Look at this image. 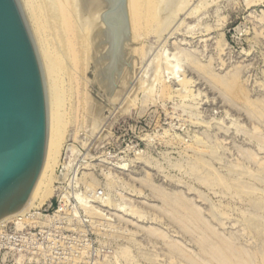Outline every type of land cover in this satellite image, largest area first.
Returning <instances> with one entry per match:
<instances>
[{
    "label": "rangeland",
    "instance_id": "rangeland-1",
    "mask_svg": "<svg viewBox=\"0 0 264 264\" xmlns=\"http://www.w3.org/2000/svg\"><path fill=\"white\" fill-rule=\"evenodd\" d=\"M29 1L53 65L61 148L51 195L16 221L22 238L0 246V264H206L207 236L232 243L220 258L264 264V0L171 6L140 35L136 71L112 104L88 83V43L78 34L73 54L56 0ZM86 95L101 116L85 113Z\"/></svg>",
    "mask_w": 264,
    "mask_h": 264
},
{
    "label": "bare ground",
    "instance_id": "bare-ground-1",
    "mask_svg": "<svg viewBox=\"0 0 264 264\" xmlns=\"http://www.w3.org/2000/svg\"><path fill=\"white\" fill-rule=\"evenodd\" d=\"M184 1L185 0H126L129 33L127 35H123V38H122L121 44L119 46L118 52H117V54L114 57H111V52H112V34H111V31H110L109 27L105 24V22L103 21V19L101 17V14L103 12L107 11L111 7V3H112L111 0H56V2L55 1L54 2L56 3V5L58 7V8H56V10L59 9V11H60V15H61L60 17H62V19L64 20V23L67 22V30L69 31V33H70L69 35H70L71 40H72V42H71L72 49L71 50H72L73 54H74V50H75L74 49V47H75L74 44L79 43V41H81L79 39L83 35H84V40L82 42H84L85 45H84V43H81V42L79 43V45L83 44V47H84V46H86V43H88L87 46H89V50H87L88 51V56L87 57H89V58H87V59H89V60L87 61V65H86L87 70H85V71H88L89 66H92V73L91 74H93L91 82H88V83L92 84V86L95 85L94 87H97L98 90L103 91L104 93H106V95L108 94L109 95V98H108L109 100H106V101H108V103L111 102L110 104H112V100H113V102L117 101V99L119 98L120 94H122L123 91H125V89H127L126 87L128 86L129 81L132 79L131 78L132 74L134 75V73L136 71L135 70L134 73H133V69H135V68H133L134 67L133 65H134V62H135L134 59H133V56L135 55V53H137L136 52L137 49L135 48V44L137 43V40L139 42V38H140V35L142 34V32H144L145 29L147 27H149V25L151 26V24H153L154 22H158V23L160 22L161 23L162 19L166 18V16L168 15L169 12H170V14L168 16H170L171 13L175 10V8H172L171 6L183 3ZM30 2L31 1H29V0H19L20 6L22 8V11H23L24 15L26 14L25 18L27 17L26 20H27V23H29L28 24L30 26L29 28H31L30 31H31L32 38H33V41H34L35 46H36L38 57L40 55V58H41V59L39 58V60H40V63H41V68H42V72H43V76H44L46 97H47V140H46V149H45V156H44V161H43V166H42L41 172L39 174V177L37 179V182L35 184L33 192L31 193L27 203L16 214H14L12 216H9V217L3 219L2 221H0V229L2 227H4L7 223L16 222L20 218H24L25 215L27 213H29L31 210L37 208L38 206H41L42 202L44 203V201H45V200L43 201V199L47 195L48 196L51 195V194L50 195L47 194V192L49 191L48 187L51 184L50 181L52 180L51 177H50L52 175L51 171L52 170L54 171L53 168H55L54 167L55 166V157L58 156L57 154L59 153L58 152L60 150L59 148H61L60 147V145H61V137H60V134H59L60 130H59V126H58L59 125V115L57 113L58 106H57V100H56L58 95H56L55 84H54V80H53L52 74H51L52 73L51 72L52 71L51 68L53 67V65L50 62L48 53L46 52V50L44 48V45H43L44 43L42 42V39L40 38V35H39L40 28L38 29V27H39V25H41L40 20L39 21L37 20L38 23H39V25L37 26L36 18L38 19V17H36V11L34 10L35 8H33L32 4ZM53 6L55 7V5H53ZM169 9H171L172 12L171 11H167ZM180 10L181 9H179V11ZM166 11H167V15H163V14H166L165 13ZM174 12H173V14H174ZM168 18L169 17H167V19ZM164 20H166V19H164ZM164 20L162 21L163 23H164ZM164 25H162V26H164ZM145 33H146V31H145ZM78 34L81 35L80 38H79ZM76 36H77V38H79L78 39L79 41L77 42V40H76V42L74 43L73 40L76 39L75 38ZM77 46H78V44H77ZM86 47H85V51H86ZM71 56H72V53H71ZM51 65H52V67H51ZM135 65H136V63H135ZM170 70H171L170 71L171 72L170 75L172 76L171 79H172V81L175 82V76H174L175 68H172ZM45 77H46V81H45ZM234 79L235 78H229L227 82H223L225 84L222 83L224 88H225V90L227 92H230L231 90H233V87L236 84V81ZM88 83H86V84L88 85ZM222 84H220V85L222 86ZM167 89H169V88H167ZM235 90H236V88H235ZM99 92L100 91H98V93ZM85 97H86V101H87V102L85 101L87 103V104H85L86 105V107H85L86 112L85 113H88V116H89L90 111H92V109L95 108V111L94 110L93 111L96 112V110H98V109H96L97 107H99L100 105L103 106V104H102V102L100 100H92V99H90V97H88V95H86ZM97 99H99V98L97 97ZM103 107H105V106H103ZM99 111H100V109H99ZM102 112L103 111L101 110V113H100L101 115H102ZM96 114H99V113L96 112ZM96 116H98V115H96ZM94 117H95V113H94ZM94 117H93V119H94ZM99 119H97L96 125H98L97 123H99L98 122ZM88 122H89V120H88ZM93 122H95V120H92L91 123H93ZM91 125H93V124H91ZM94 125H95V123H94ZM200 151H199V148H198L197 152H200ZM185 207L188 208V210H189L188 206H185ZM256 207H258V206H256ZM179 210H181V209H179ZM187 211L185 213H187ZM191 211H193L194 213L192 212V214H190ZM188 214L190 215V217L187 218V219H189L191 222L198 223L199 220H201L200 219L201 217L198 216V212H195L194 210L190 209V212H188ZM188 214H186V217L189 216ZM251 218H252V216H251ZM186 220L182 219L181 220L182 224ZM195 223H193V224L196 225ZM15 224H16V227H17L18 224H20V223L17 224V222H16ZM189 224H191V223H189ZM189 226H193V225H189ZM193 229H195V227H193ZM204 229H205V227H204ZM1 231L2 230H0V232ZM243 232H244V230H243ZM200 237H198V238L200 239ZM206 238L203 239V240L200 239L199 240L200 242H198V244L201 245L200 247H201L202 251H204L205 259H207L206 262L204 261L206 264H229V263H231L233 261L236 262L234 258H231L232 260L234 259L233 261H231L230 258H229L230 260L227 261L228 257H226L227 260L224 257L220 258V254L222 255V253H224L223 250L225 251L226 255H227L228 252H230V251L226 252V250H231V246H232L231 242H229V241L227 242V240H226V242H225V240H223V241L221 240L220 241L221 238L220 239L218 238V242L220 241L221 245L219 246L216 243H214L217 246L216 247H212L213 246V245L211 246L212 243H209L210 239L207 240ZM170 249H171V247H170ZM238 249H239V247H238ZM173 250H174V248H173ZM233 250H234V248H233ZM200 252H201V250H200ZM206 252L208 253V255L212 256V259L210 258V256L207 255ZM240 252H241V250H239V253ZM244 253H246V252H244ZM236 254H238V253H236ZM241 254H243V253H241ZM200 255H203V254L200 253ZM217 256H218V260L219 261L217 260L215 262L213 259H217ZM228 256H230V254H228ZM243 257L246 260L244 255L242 256V258ZM248 257H247V259H248ZM242 258L241 259L238 258V259L242 260ZM200 259L198 258V261ZM188 260H191V259H188ZM201 260H203V259H201ZM250 260H249V262H252ZM191 262H193V261H191ZM199 262H201V261H199ZM247 262H248V260H247ZM236 263H234V264H236ZM254 263H255V261H254Z\"/></svg>",
    "mask_w": 264,
    "mask_h": 264
},
{
    "label": "water",
    "instance_id": "water-1",
    "mask_svg": "<svg viewBox=\"0 0 264 264\" xmlns=\"http://www.w3.org/2000/svg\"><path fill=\"white\" fill-rule=\"evenodd\" d=\"M101 14L114 57L129 33L126 0ZM47 140V97L41 63L19 0H0V221L28 201Z\"/></svg>",
    "mask_w": 264,
    "mask_h": 264
},
{
    "label": "built area",
    "instance_id": "built-area-1",
    "mask_svg": "<svg viewBox=\"0 0 264 264\" xmlns=\"http://www.w3.org/2000/svg\"><path fill=\"white\" fill-rule=\"evenodd\" d=\"M6 228H7V226L0 232V246L3 245V244H5V243H7V241H9V240H15V239H21L22 238L20 236V234L16 232V230H15L16 226H15V224H14V231L11 233V235L8 234Z\"/></svg>",
    "mask_w": 264,
    "mask_h": 264
}]
</instances>
